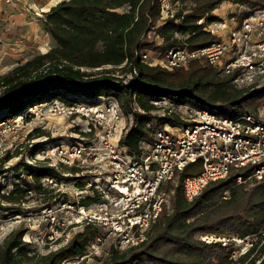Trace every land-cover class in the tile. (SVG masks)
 Instances as JSON below:
<instances>
[{"label":"trees","instance_id":"16d2710c","mask_svg":"<svg viewBox=\"0 0 264 264\" xmlns=\"http://www.w3.org/2000/svg\"><path fill=\"white\" fill-rule=\"evenodd\" d=\"M173 1L191 4L190 12L184 14L183 7L173 18L162 19V0L59 2L44 13L46 30L55 45L0 76V114L6 112L0 123L53 100L77 103L79 98L114 97L124 113L133 115L135 120V126L121 143L140 154L141 142L151 133L149 123L175 121L169 116L153 115L157 108L152 101L169 98L178 104L195 103L222 113L227 108L233 113L255 114L261 103L253 101L264 95V90L252 93L249 89H235L229 78L212 68L192 66L188 70L169 71L153 67L143 62L142 53L156 50L166 54L181 46L198 49L210 45L215 38L203 30L200 22L216 19L213 12L221 4L231 2L264 9V0ZM150 33L163 42L160 45L149 42ZM134 70L137 78L128 83L116 75L122 72L127 77ZM135 106L141 112L134 111ZM24 166L27 172L33 169ZM193 166L182 172L172 197V212L153 227L148 240L124 252L112 251L106 264H264L263 238L237 259L230 247L201 239L246 238L257 234L264 225V180L249 188L235 180L236 174L248 177L249 168L232 171L228 179L210 183L193 201H188L182 183L185 177L195 174ZM8 171L0 165V176ZM53 171L49 168L45 170L48 174L41 172L39 177ZM26 193L16 186L2 199L19 204ZM101 234L98 228L86 226L67 245L33 263L34 256L24 247L26 229H19L0 246V264H62L83 256Z\"/></svg>","mask_w":264,"mask_h":264},{"label":"built area","instance_id":"2783aa9c","mask_svg":"<svg viewBox=\"0 0 264 264\" xmlns=\"http://www.w3.org/2000/svg\"><path fill=\"white\" fill-rule=\"evenodd\" d=\"M166 2L162 0V19L174 16L166 10ZM246 9L240 16L228 13L223 18L216 16L209 23L202 20L203 30L215 38L210 45L198 49L172 48L164 54L161 63L149 62L143 52V62L169 71L188 70L200 63L229 78V84L235 89L263 91L264 9ZM137 75L134 70L128 77L135 80ZM90 100L88 103H49L52 116L78 119L86 123V128H80L76 138L67 144L46 150V161L54 171L41 182L55 195L54 203L44 208L43 218L53 226H58L61 218L66 223L60 238L56 236L58 229L49 236L52 241L56 238L57 250L70 242L75 229L79 232L92 226L102 232L78 258L82 262L96 257L108 239L119 252L146 242L169 206L172 212L175 188L182 172L190 165H194L195 174L185 177L182 183L188 201H193L210 183L228 179L232 171L249 168L246 178L236 174L239 185H249L251 179L264 180V102L255 114H229L195 103L178 104L169 98L152 101L157 108L154 112L162 111L157 116H169L175 121L149 123L150 140L145 138L140 154H135L121 143L129 130L126 118L133 115H126L114 97ZM134 111L141 112L137 106ZM26 115H19L22 119L17 123L13 120L0 124V154L12 125L20 126ZM59 166L70 171L58 177ZM93 171L92 176L83 174ZM0 187L1 199L14 190L6 193L1 182ZM4 210L3 214H8L9 210ZM19 215L0 218V246L12 233V225L19 223ZM262 238L263 244L264 225L257 234L246 238L201 237L206 242H221L225 247L232 243L236 247L232 248L234 259L248 253Z\"/></svg>","mask_w":264,"mask_h":264},{"label":"rangeland","instance_id":"374dc122","mask_svg":"<svg viewBox=\"0 0 264 264\" xmlns=\"http://www.w3.org/2000/svg\"><path fill=\"white\" fill-rule=\"evenodd\" d=\"M46 1L10 0V2L6 3L0 2V76L24 64L36 55L44 53L47 49L49 51L55 45L45 26L44 13L49 11H43L49 7H45ZM56 1L53 0L50 4H54ZM166 1V10L170 14H176L183 7L185 10L184 14H188L191 10V4H178L174 3L173 0ZM42 7H44L43 10ZM246 8L248 7L244 5L224 2L213 14L214 16L222 18L228 13H234L240 16L247 12ZM164 16L166 18L167 15L165 14ZM177 37L182 38L179 35ZM148 41L154 42L156 45H160L163 42L160 38L155 37L154 33L149 34ZM144 54L148 55L149 62H155L156 60L161 63L164 57V53L156 50H144ZM192 66L206 67L200 63H195ZM116 75L124 77V80L127 79L126 83L130 80V77H126L122 72H116ZM251 92L255 93L258 91ZM54 101L60 102L61 100L37 104L30 108L27 113H24L30 114V116L22 120V122H19L20 126L14 128L12 125L11 132L3 142V151L0 154V165L4 166L6 170L9 169L0 178L5 192H10L17 185H21L22 190H28V193L21 199V203L19 204H9L0 198V218L7 219L11 215L20 214L21 219L18 224L12 225L14 228L12 232L19 229H26V235L23 239L24 247L27 248L31 256H34L33 263L38 261L40 256L47 255L55 251V249L57 250L56 238L52 241L49 236L58 229L56 236L60 238L59 236L61 233H64V225L66 224L64 218L60 219L58 226H53L49 220L43 218L44 208L54 203L55 197L53 191L42 186L41 182L43 178L39 177L41 172L44 173L45 170L50 168L45 158V152L62 143L67 144L71 139L76 138L75 134L80 128H86V123L78 119L71 120L60 116H52L49 103ZM78 101V103H88L91 100L79 98ZM263 102L264 95L259 96L253 101L254 104L258 105ZM160 113L162 111L154 112V115ZM226 113L233 114L227 108ZM3 116H6V112L0 114V118ZM19 117V119L13 118L6 122L15 121L17 123V120L22 119L21 116ZM126 120L129 130L135 126V120L132 116L128 117V119L126 118ZM146 139L147 141L150 140L148 136ZM49 161L52 162L51 160ZM19 164L22 165L18 168ZM24 165H30L33 169H29L27 172V167ZM69 171V168L59 166L56 175L61 177ZM44 174L48 173L45 172ZM83 174L92 176L94 175V171L92 173L83 172ZM256 182L254 179L249 180V188L253 187ZM169 207L166 209L164 216L171 213ZM4 208H11V210L7 211L9 215L3 214L5 211ZM78 230L75 229V231H72L71 238ZM112 243L111 239L105 240L101 252L91 260L87 259V261L82 262L78 258H75L62 264H106L110 253L114 251ZM230 246L231 250L235 247L232 243ZM256 256H259V253Z\"/></svg>","mask_w":264,"mask_h":264},{"label":"crops","instance_id":"0c3cea01","mask_svg":"<svg viewBox=\"0 0 264 264\" xmlns=\"http://www.w3.org/2000/svg\"><path fill=\"white\" fill-rule=\"evenodd\" d=\"M7 1H9L10 2V0H0V2H2V3H6ZM62 0H57L54 4H50V3H52L53 2V0H47L46 1V5H45V7H47V6H49L48 8H46L45 10H43L44 9V7H42V10L43 11H48V10H50L52 7H54L55 5H57L59 2H61ZM64 1V0H63ZM51 7V8H50ZM46 51H48V49L46 50ZM45 51V52H46Z\"/></svg>","mask_w":264,"mask_h":264}]
</instances>
